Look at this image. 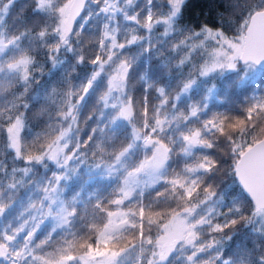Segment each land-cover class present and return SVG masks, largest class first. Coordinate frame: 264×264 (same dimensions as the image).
<instances>
[{
    "label": "snow or ice",
    "instance_id": "obj_1",
    "mask_svg": "<svg viewBox=\"0 0 264 264\" xmlns=\"http://www.w3.org/2000/svg\"><path fill=\"white\" fill-rule=\"evenodd\" d=\"M189 3L0 0V264H264V0Z\"/></svg>",
    "mask_w": 264,
    "mask_h": 264
},
{
    "label": "trees",
    "instance_id": "obj_2",
    "mask_svg": "<svg viewBox=\"0 0 264 264\" xmlns=\"http://www.w3.org/2000/svg\"><path fill=\"white\" fill-rule=\"evenodd\" d=\"M234 2L235 0H190L189 7L185 12V22L190 23L194 27L204 23H207L210 27H222L224 25L221 24V20L226 23L228 19L235 18L232 15V10L229 8V4ZM53 72L55 75H46L41 80V84L48 81L55 85L56 81L61 78L62 71L53 70ZM229 84V77L221 78L217 81L219 98L211 102L210 106L213 107V110L223 111L226 107L241 105L245 96L252 95L254 91L259 93L261 89H264V75L258 74L254 81L245 85L243 88H230ZM33 88H36V86L34 85ZM41 91L42 90L37 89V94H41ZM135 95L139 96V93L137 92ZM225 97H227L226 103ZM30 103H35V107H33L31 113L28 114L30 129L32 131H40L48 119L47 115L42 113V108L46 106L43 100H40L38 103L34 100L30 101ZM81 127H83V125H81ZM84 179H86V176L72 181L68 187L67 195H71L74 191L79 190ZM96 187H99L100 190L105 193L111 190V184L108 181L100 180L90 181L85 187V192L87 193L89 190H94ZM244 231L245 230H241V233L235 236L234 240L229 242L226 247L228 249H234L239 246L242 240L247 243L248 237L244 235Z\"/></svg>",
    "mask_w": 264,
    "mask_h": 264
}]
</instances>
